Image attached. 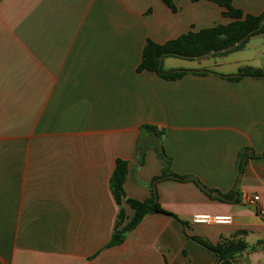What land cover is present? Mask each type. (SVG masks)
<instances>
[{
  "label": "crops",
  "instance_id": "crops-1",
  "mask_svg": "<svg viewBox=\"0 0 264 264\" xmlns=\"http://www.w3.org/2000/svg\"><path fill=\"white\" fill-rule=\"evenodd\" d=\"M230 1L245 15L264 11V0ZM172 2L175 11L161 0L0 1V264L220 262L194 239L241 242L230 264H264V78L227 79L245 67L264 74V33L225 54L164 58V70L187 71L177 80L138 72L146 40L232 21L208 0ZM145 126L163 130L169 171L198 184L157 181L166 214H147L103 249L120 208L109 186L116 160L127 162L132 200H148L163 171L152 146L139 162ZM242 152L256 157L239 175ZM199 214L231 223H193Z\"/></svg>",
  "mask_w": 264,
  "mask_h": 264
},
{
  "label": "trees",
  "instance_id": "trees-1",
  "mask_svg": "<svg viewBox=\"0 0 264 264\" xmlns=\"http://www.w3.org/2000/svg\"><path fill=\"white\" fill-rule=\"evenodd\" d=\"M1 1V0H0ZM169 9L175 11L172 0H161ZM199 1V0H193ZM216 3L223 9L222 15L230 18L232 21L227 25H218L213 28L203 29L198 32H187L181 36L169 40L163 44H156L151 40H146L142 50V58L140 65L137 68L138 72L148 71L157 74L165 80H177L187 74L186 70L174 69L164 70L162 68V60L166 57H175L180 59H192L200 57L210 51H217L229 47L237 41L244 38V41L234 49L239 50L243 48L250 37L264 33V24L259 27L261 20L264 18V11L258 16L243 14L239 9L231 5L230 0H208ZM228 51V52H230ZM226 52V53H228ZM225 54V53H223ZM216 54L212 55L215 56ZM203 74V73H201ZM264 78V74L260 70H255L249 67L240 69L236 75L227 77L228 80L238 81L242 78ZM149 134L150 142H145L139 138L137 142V155L140 164L143 163L145 151L148 146H152L158 158L163 165V171L159 177L153 180V193L148 200L137 201L125 197L123 185L127 176V162L123 160H116L115 168L109 180V186L116 204L120 207L117 215V221L113 233L103 247V249L120 245L125 238V234L134 229L147 214L162 213L166 214L157 202V197L154 191V184L157 181L174 179L179 181H197L186 176H178L169 171V158L165 155L161 140L163 138V130L157 131L155 128L145 126L142 131ZM255 155H247L242 152L239 156L238 172L239 175L244 170V159ZM198 184V183H197ZM234 193L230 195L221 196L223 200H232ZM122 203H126L132 210L131 217L126 221L125 213L121 207ZM126 221V222H125ZM203 248L215 253L219 261L233 259L235 255L245 249V245L241 242H228L223 246H210L201 240L194 239Z\"/></svg>",
  "mask_w": 264,
  "mask_h": 264
},
{
  "label": "built area",
  "instance_id": "built-area-1",
  "mask_svg": "<svg viewBox=\"0 0 264 264\" xmlns=\"http://www.w3.org/2000/svg\"><path fill=\"white\" fill-rule=\"evenodd\" d=\"M259 201L258 196H251L247 197L245 199V203L250 206H255L257 202ZM191 221L193 223H199V224H230L231 223V217L229 216H210L206 214H199V215H194L191 218Z\"/></svg>",
  "mask_w": 264,
  "mask_h": 264
},
{
  "label": "water",
  "instance_id": "water-1",
  "mask_svg": "<svg viewBox=\"0 0 264 264\" xmlns=\"http://www.w3.org/2000/svg\"><path fill=\"white\" fill-rule=\"evenodd\" d=\"M264 24V18L261 20L260 24H259V27H262V25ZM244 41V38L237 41L236 43H234L233 45L229 46V47H226V48H223V49H220V50H217V51H210L208 53H206L205 55L203 56H200V57H194L192 59H200V58H204V57H208V56H211V55H214V54H220V53H226L232 49H234L235 47L239 46L242 42ZM211 195L215 198H218L220 197L217 193H211ZM218 264H230L228 260H224V261H220Z\"/></svg>",
  "mask_w": 264,
  "mask_h": 264
},
{
  "label": "rangeland",
  "instance_id": "rangeland-1",
  "mask_svg": "<svg viewBox=\"0 0 264 264\" xmlns=\"http://www.w3.org/2000/svg\"><path fill=\"white\" fill-rule=\"evenodd\" d=\"M248 47H249V45H248ZM166 58H170L169 60H171L172 62H179V60H186V59H180V58H175V57H166ZM175 60H178V61H175ZM165 67L166 66H164V69H165Z\"/></svg>",
  "mask_w": 264,
  "mask_h": 264
}]
</instances>
